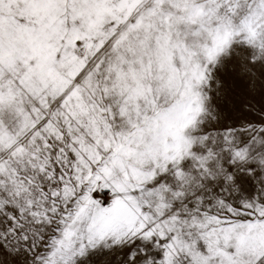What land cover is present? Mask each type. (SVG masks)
Instances as JSON below:
<instances>
[{"label":"snow or ice","instance_id":"1","mask_svg":"<svg viewBox=\"0 0 264 264\" xmlns=\"http://www.w3.org/2000/svg\"><path fill=\"white\" fill-rule=\"evenodd\" d=\"M0 264H264V0H0Z\"/></svg>","mask_w":264,"mask_h":264}]
</instances>
